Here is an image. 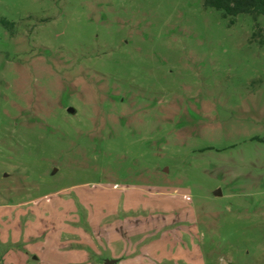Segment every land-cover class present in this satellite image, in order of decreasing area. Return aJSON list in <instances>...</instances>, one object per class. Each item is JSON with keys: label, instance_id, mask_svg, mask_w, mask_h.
<instances>
[{"label": "rangeland", "instance_id": "rangeland-1", "mask_svg": "<svg viewBox=\"0 0 264 264\" xmlns=\"http://www.w3.org/2000/svg\"><path fill=\"white\" fill-rule=\"evenodd\" d=\"M107 261L264 264V16L0 0V264Z\"/></svg>", "mask_w": 264, "mask_h": 264}, {"label": "trees", "instance_id": "trees-1", "mask_svg": "<svg viewBox=\"0 0 264 264\" xmlns=\"http://www.w3.org/2000/svg\"><path fill=\"white\" fill-rule=\"evenodd\" d=\"M205 6L220 11L231 23L239 15L264 16V0H205Z\"/></svg>", "mask_w": 264, "mask_h": 264}, {"label": "water", "instance_id": "water-1", "mask_svg": "<svg viewBox=\"0 0 264 264\" xmlns=\"http://www.w3.org/2000/svg\"><path fill=\"white\" fill-rule=\"evenodd\" d=\"M68 111L71 112V113L74 112V110H73L72 108H70ZM216 195H221L220 190H218V191L216 192ZM113 263H115V261H107V262H106V264H113Z\"/></svg>", "mask_w": 264, "mask_h": 264}]
</instances>
